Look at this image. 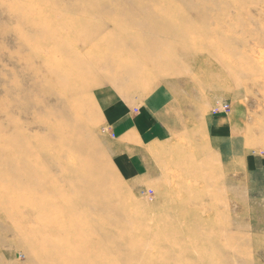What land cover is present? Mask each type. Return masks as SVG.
<instances>
[{
    "label": "rangeland",
    "instance_id": "1",
    "mask_svg": "<svg viewBox=\"0 0 264 264\" xmlns=\"http://www.w3.org/2000/svg\"><path fill=\"white\" fill-rule=\"evenodd\" d=\"M258 156L264 0H0V264H264Z\"/></svg>",
    "mask_w": 264,
    "mask_h": 264
},
{
    "label": "crops",
    "instance_id": "2",
    "mask_svg": "<svg viewBox=\"0 0 264 264\" xmlns=\"http://www.w3.org/2000/svg\"><path fill=\"white\" fill-rule=\"evenodd\" d=\"M254 166H258V171H263L264 169V156L254 157Z\"/></svg>",
    "mask_w": 264,
    "mask_h": 264
},
{
    "label": "built area",
    "instance_id": "3",
    "mask_svg": "<svg viewBox=\"0 0 264 264\" xmlns=\"http://www.w3.org/2000/svg\"><path fill=\"white\" fill-rule=\"evenodd\" d=\"M217 107L218 108H215V110H214L215 113L219 112L218 110H225L227 108L226 105H220V106H217ZM143 194H145V193L143 192Z\"/></svg>",
    "mask_w": 264,
    "mask_h": 264
},
{
    "label": "bare ground",
    "instance_id": "4",
    "mask_svg": "<svg viewBox=\"0 0 264 264\" xmlns=\"http://www.w3.org/2000/svg\"><path fill=\"white\" fill-rule=\"evenodd\" d=\"M217 106H220V105L217 103ZM217 106H216V107H217ZM220 111H224V110H219V112H220ZM90 188H91V187H90ZM91 189H92V188H91Z\"/></svg>",
    "mask_w": 264,
    "mask_h": 264
}]
</instances>
